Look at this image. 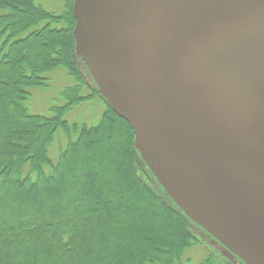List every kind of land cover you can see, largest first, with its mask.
I'll list each match as a JSON object with an SVG mask.
<instances>
[{"label": "water", "instance_id": "1", "mask_svg": "<svg viewBox=\"0 0 264 264\" xmlns=\"http://www.w3.org/2000/svg\"><path fill=\"white\" fill-rule=\"evenodd\" d=\"M76 48L165 194L264 264V0H75Z\"/></svg>", "mask_w": 264, "mask_h": 264}, {"label": "trees", "instance_id": "2", "mask_svg": "<svg viewBox=\"0 0 264 264\" xmlns=\"http://www.w3.org/2000/svg\"><path fill=\"white\" fill-rule=\"evenodd\" d=\"M73 4L60 0L49 11L37 0H0V264H193L185 259L198 246L190 229L202 230L158 185L129 125L81 76ZM57 69L73 81L63 104L31 114L29 91L47 88ZM95 99L98 121L67 119ZM214 262L225 263L206 256L197 264Z\"/></svg>", "mask_w": 264, "mask_h": 264}, {"label": "rangeland", "instance_id": "3", "mask_svg": "<svg viewBox=\"0 0 264 264\" xmlns=\"http://www.w3.org/2000/svg\"><path fill=\"white\" fill-rule=\"evenodd\" d=\"M58 1L60 0H37L38 4L44 6L49 11H54L55 9L57 11L60 10L61 6H55ZM76 52L78 54L76 63L79 71L81 72V76H83L87 83L91 84L89 73L87 72V68L83 63L77 48ZM46 77L48 78L47 88H35L29 91L31 96L28 99L26 106L31 114L48 116L49 110L52 106L63 104V100H61L60 97L61 92L65 88L73 85V81L66 75V72L63 69H57L53 72H50L46 75ZM99 102L100 101L98 99H95L91 102V105H81L77 108H74V110L67 116V119L69 121H85L88 124L98 121L103 110V106L100 105ZM115 133L119 134V130L116 129ZM54 149L55 148H53V146L50 149L52 157H56ZM190 230L193 236L197 239L198 246H195L193 249L189 250L185 254V259L188 258L190 262L197 264L201 262L206 256H211L216 258L220 263L225 262L224 264H241L233 259L225 251H223L220 247L215 245L209 238L205 237L200 231L194 228H191Z\"/></svg>", "mask_w": 264, "mask_h": 264}]
</instances>
